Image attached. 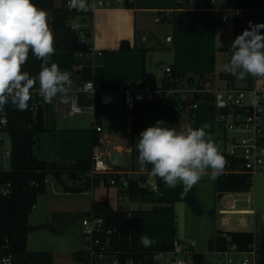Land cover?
<instances>
[{
	"label": "crops",
	"instance_id": "0c3cea01",
	"mask_svg": "<svg viewBox=\"0 0 264 264\" xmlns=\"http://www.w3.org/2000/svg\"><path fill=\"white\" fill-rule=\"evenodd\" d=\"M57 1L56 6H60L61 3ZM202 1L203 3L200 0H194L193 4H190L186 0L178 7L176 0H133L134 7L131 9L123 5L113 9L99 10L94 15L90 42L96 51L103 52L102 56L88 55L85 58L80 57L81 61L77 62L76 54L60 50L56 51L57 57L51 56L48 59V66L51 63H57L61 71L71 69L74 80L79 85L96 78L109 81L125 79L128 83L142 81L146 71L153 76V82L158 86L169 80L186 88L185 83L189 84L193 80V84L202 81L210 90L224 87L257 86L264 88V78L248 75L246 79L239 80L236 76L223 71V64L229 61L232 54L231 43L242 33L240 31L237 36L235 35V20L229 22L222 20L223 12L235 10L236 0ZM263 11L243 10L239 12L237 18L240 24H246L253 18L255 23H264V14H261ZM187 12L198 15L199 31L197 34L188 35L179 29V16ZM159 15H162L164 20L158 23L156 18ZM48 21L50 22L51 19L48 18ZM169 37L171 40H168ZM123 42H127L131 49L122 51L120 46ZM157 53L170 56V62H165L164 69L159 70L156 66L154 67L155 62L149 63L148 61V57L153 59ZM168 67L172 68V73L166 72ZM176 98L177 95L168 94L164 98L165 102L159 98L146 99L133 110L128 109L123 101L111 106L97 107L96 125H100L102 130L96 132L92 123L93 128L87 134L89 142L93 146V140L97 139L98 145L104 144L105 148L113 144L125 156L126 168L123 172L126 171L128 175L132 174L133 168L131 171L126 157V154L131 152V148L120 140V130L117 125L124 123L127 132L138 135L147 127L155 126L157 121L163 120L164 125L162 126L168 128L173 126L179 130L176 122L174 123L175 115L173 117L162 116L154 102L159 100L163 109L168 110ZM81 100L85 105L89 103V98L85 95L81 96ZM202 100L210 101L205 98L197 100L194 110L199 108L198 105ZM52 106V103H49L44 108V123L46 112ZM104 108H108L106 116H104ZM121 111L125 112L124 117L117 119L118 115L121 116ZM212 115H215L213 106ZM203 125L206 124L197 121L192 128L198 129ZM209 125L208 122L206 129L210 127ZM211 130L209 128L206 132L209 133ZM61 134L65 139L83 133L77 128H69ZM91 156L77 158L74 163L79 159L91 160ZM58 166L60 165L57 164ZM256 176L258 180L253 183L249 191L218 192L219 199L226 196L227 202L218 210L219 219L216 222L215 232H217L216 235L223 232H252L254 234L253 247L260 251L264 233V172ZM117 189V206L113 207L109 204L115 210L124 209L133 213L132 240L135 244H140L141 236H148L152 239L153 245H172L179 241L176 236L178 229L175 226L177 222L174 213L149 211L135 215L136 211L144 212L143 207L140 205L130 208L121 206L122 189L119 187ZM131 199L136 198L131 196ZM215 239L216 236L214 238L211 236L208 248L205 251H199L207 252L211 241Z\"/></svg>",
	"mask_w": 264,
	"mask_h": 264
},
{
	"label": "built area",
	"instance_id": "2783aa9c",
	"mask_svg": "<svg viewBox=\"0 0 264 264\" xmlns=\"http://www.w3.org/2000/svg\"><path fill=\"white\" fill-rule=\"evenodd\" d=\"M193 4L194 0H187ZM215 1V0H212ZM94 5V10L87 12L82 17L74 19L70 23L73 31L79 41L89 46L88 52H79L81 58L88 55L102 56V51H96L90 42L93 31L94 15L99 10L113 9L117 4H124V0H88ZM68 0H66V6ZM193 8L195 6L193 5ZM185 10H190L184 8ZM239 11H226L222 14V20L229 22L235 20ZM164 17L159 15L156 22H162ZM168 40H171L169 37ZM67 71V70H64ZM71 72L72 71H68ZM167 73H172V68H166ZM73 91L69 93L68 104L61 101L58 96L52 102L56 112L61 117H74L79 114L87 113L92 116V123L95 131L102 130L100 125H96L97 107L111 106L120 103L123 96L125 106L133 110L139 103L146 99H163L168 94L179 95L181 93H190L199 96L201 99L210 100L215 109L216 128L209 132L211 139L219 148L220 154L227 160L223 173L229 174H248L252 177L264 172V88L261 87H224L215 90L206 88L202 81L196 82L190 88H183L166 80L158 86L153 81L144 82L135 81L126 82L118 87H105L102 82L94 79L85 81L81 85L76 84L72 73ZM92 81L94 94L91 92L75 93V88L83 87L84 84ZM30 109L32 111V127L37 122L38 112L44 110L47 102L39 95V83L37 87L30 90ZM89 98L87 105L82 103L81 96ZM253 95L260 96L262 99L258 106H253L251 100ZM75 101L79 111L70 109L71 103ZM195 103L193 108L196 107ZM9 118L4 110L0 113V199L10 197L14 188L11 182L5 181L4 175L12 170V139L8 131ZM9 138V145L7 144ZM109 159L106 148L100 145H93L91 162L92 166L88 173L82 175L78 180L79 184L92 188L96 179H105L109 185L121 189H129L130 180L133 177L127 173L116 169L106 162ZM10 161L11 169L5 168L6 162ZM125 174V175H124ZM43 183H50L49 176L45 177ZM35 185L39 182H35ZM152 191L158 190L157 184L151 185ZM123 199V196L120 197ZM125 211L124 209H122ZM133 213L128 211V217L132 219ZM81 233L87 245L85 250V260L82 264H141L140 258L135 259L138 251L128 253L122 260L121 257L126 254L121 248L117 247L119 242L118 228L110 226L104 217L95 214H88L81 220ZM216 245L209 248L207 252H201L197 249L194 241H177L172 249L154 253L155 264H261L260 251L256 249L242 250L238 243L233 239L232 232H223L215 239ZM132 242V240H131ZM220 242V243H219ZM224 244V245H223ZM161 261V262H160ZM3 264H12L11 257H5Z\"/></svg>",
	"mask_w": 264,
	"mask_h": 264
},
{
	"label": "trees",
	"instance_id": "16d2710c",
	"mask_svg": "<svg viewBox=\"0 0 264 264\" xmlns=\"http://www.w3.org/2000/svg\"><path fill=\"white\" fill-rule=\"evenodd\" d=\"M56 1L32 0V3L38 8L52 14L50 24L54 31L55 51L67 50L74 54L88 52L89 46L81 43L70 27V23L74 19L82 17L87 12H78L75 9L69 10L66 6V0H62L61 5L56 6ZM184 1L186 0H176L178 7ZM123 5L130 9L134 7L133 0H124ZM235 10L239 12L243 10H264V0H236ZM251 21L255 23L254 18ZM248 26V23L240 24L239 19L236 17L235 35L237 36L240 31L243 32ZM179 29L188 35L197 34L199 31L198 15L192 12L180 14ZM261 32L264 33V29ZM120 49L127 51L131 47L127 42H123ZM41 65L42 61L36 59L29 51L27 63L22 66V71L28 72L32 77H37L41 71ZM95 80L102 82L105 87H118L120 84L126 83L125 79L109 81L96 78ZM143 81L151 82L153 76L145 71ZM38 83L37 80L35 87ZM200 99L199 96L193 97V105ZM5 110L8 113V131L12 139V170L4 175V179L12 183L14 192L10 197L0 199V264H3L2 260L5 257H11L12 264H53L49 252L27 251L28 235L39 228L46 227V225L32 226L29 224V217L37 204L39 196L47 191V185L43 183V180L53 173L59 180L64 174H69L78 182L82 175L90 171L92 162L90 159H79L71 165L50 167L48 162L40 161L33 153L35 137L38 133L44 131V110L38 112L37 122L32 127H30L32 122L30 100L26 111L16 110L11 103L6 105ZM96 144H98V140L94 139L93 145ZM146 167L147 171L151 172L152 165L149 164ZM33 181H37L39 184L30 183ZM156 184L158 190L154 192L148 189L147 184L142 185L137 178H132L128 193L142 202L159 204L160 206H155L153 211L173 214L174 205L178 202H185L195 215H202V206L197 198L194 186L187 194H183V185H177L175 189L170 190L159 177H156ZM98 185L99 179H96L92 187ZM252 187L253 177L248 174L222 173L215 179L217 192H246L251 190ZM89 188V186L86 187L80 184L79 188L74 190L83 192ZM89 214L104 217L110 226L118 228L119 242L117 247L126 253L121 257L122 260L127 257L128 253L138 251L135 259L140 258L142 260L141 264H155L154 253L173 248L174 244H152L148 248L143 247L141 244H135L132 240L133 219L128 217V211L115 210L108 201L93 200ZM232 236L240 249H253L254 234L252 232H232ZM215 242V240L211 241L210 248L216 245ZM259 253L260 262L264 264V233ZM74 258L82 264L85 260V252H75Z\"/></svg>",
	"mask_w": 264,
	"mask_h": 264
},
{
	"label": "clouds",
	"instance_id": "9594fccd",
	"mask_svg": "<svg viewBox=\"0 0 264 264\" xmlns=\"http://www.w3.org/2000/svg\"><path fill=\"white\" fill-rule=\"evenodd\" d=\"M69 10L89 12L94 5L88 0H68ZM231 43V57L223 64V71L244 80L248 75L264 78V23L248 22ZM55 41L48 23V13L38 8L32 0H0V113L6 105L19 111L28 109L31 91L39 81V95L47 103L56 97L68 104L69 93L73 91L72 73L61 71L57 63L48 66V59L55 53ZM29 51L42 61L37 77L22 71L27 63ZM94 94L92 81L75 88V93ZM262 97L253 95L251 103L258 106ZM79 111L75 101L70 105ZM164 121H157L140 133L138 143V163L141 170L152 165L151 175L159 177L170 190L183 185V194L208 174L217 179L227 164L216 143L205 131L203 125L192 127H164ZM34 184L35 182H30ZM140 244L151 247L152 239L140 237Z\"/></svg>",
	"mask_w": 264,
	"mask_h": 264
},
{
	"label": "rangeland",
	"instance_id": "374dc122",
	"mask_svg": "<svg viewBox=\"0 0 264 264\" xmlns=\"http://www.w3.org/2000/svg\"><path fill=\"white\" fill-rule=\"evenodd\" d=\"M61 1L58 0L57 2L61 3ZM200 1L203 3L202 0ZM121 6L123 5L117 4V7ZM46 12L48 13V18L51 19V12ZM261 14H264V11ZM48 23L54 36L52 26L49 21ZM56 55L58 54L55 51L52 56L57 57ZM75 58L79 62L80 57L78 53ZM159 60L163 63H159ZM148 61L149 63L155 62L154 67L156 66L160 70V68L164 69L165 62H170V56L157 53L153 59L148 57ZM67 71H71V69ZM185 85L186 88L189 87L188 83H185ZM120 99L123 101V96ZM154 102L159 109V114L162 116L168 115V117H173L175 115L174 123L176 122V127H192L198 121L206 125L209 122V128L212 130L216 128L215 115H212V103L210 101L202 100L198 105L199 108L196 110L193 109V95L190 93L177 95V98L173 101L174 104L168 110L163 109L159 100ZM52 105L46 112L44 131L38 133L35 137V144L33 146L34 155L40 161L48 162L49 165L51 162H55L60 166L71 165L77 158L91 156L93 146L89 142L87 134L93 128L91 122L92 116L83 113L74 117L64 118L55 112V106L54 104ZM107 109L104 108V116H106ZM124 111L126 112V110ZM125 112L121 111V116L118 115L117 119H121L122 116L124 117ZM165 118L167 119V117ZM117 126L120 130V140L127 147L131 148V152L126 154L127 163L131 167V171L133 168L132 174L130 173L129 176L138 179L141 174L148 175L147 186L152 191L150 186L156 184V176H152L147 171L146 166L144 170H141V166L138 163V149L136 145L140 134L134 135L127 132L124 123ZM69 128H77L83 134L69 136L64 139L61 133ZM208 129H205V131ZM54 139L55 147L53 146ZM7 144L9 145V138H7ZM104 146V144L101 145V148L104 149ZM104 160L109 162L107 157ZM5 168L11 169L10 161L7 160ZM210 173L211 170L209 169L208 174L203 176L194 185L197 198L202 206V215H195L185 202L177 203L174 210L177 222L175 226L178 229L177 238L187 243L194 241L197 249L201 251H205L208 248L211 236L212 238L218 237L216 235L217 232H215L216 222L219 219L218 210L224 207L227 202L226 196L219 199V193L215 189V179L211 178ZM49 179L50 183L47 185V191L39 196L37 204L29 217L30 225H46V227L39 228L28 235L27 251L49 252L52 256L53 264H81L74 258L75 252H85L87 247L81 233V220L91 211L93 200H109L108 202L113 207H116L118 189L115 186L107 184V177L100 179L98 186L89 188L83 192L74 190L79 188L80 184L70 175H63V178L59 180L51 173L49 174ZM256 180H258V176L253 177V183ZM178 185L182 184L178 183ZM122 196L121 206L130 208L140 205L143 207L144 212L136 211L135 215L153 211L154 206H159V204L142 202L136 199L132 200L131 195L124 189H122Z\"/></svg>",
	"mask_w": 264,
	"mask_h": 264
},
{
	"label": "water",
	"instance_id": "95a60500",
	"mask_svg": "<svg viewBox=\"0 0 264 264\" xmlns=\"http://www.w3.org/2000/svg\"><path fill=\"white\" fill-rule=\"evenodd\" d=\"M193 83V80H191V82L189 83V87H192L194 85ZM53 146L55 147V139L53 140ZM106 152L109 155V163L112 167L121 170H124L126 168L124 154L116 149L113 144L107 145ZM50 167L56 168L57 164L55 162H51ZM138 180L142 185H146L148 183V175L141 174L139 175Z\"/></svg>",
	"mask_w": 264,
	"mask_h": 264
}]
</instances>
